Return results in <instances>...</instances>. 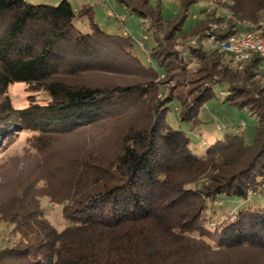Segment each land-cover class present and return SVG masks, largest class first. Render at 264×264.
Here are the masks:
<instances>
[{
	"label": "trees",
	"instance_id": "16d2710c",
	"mask_svg": "<svg viewBox=\"0 0 264 264\" xmlns=\"http://www.w3.org/2000/svg\"><path fill=\"white\" fill-rule=\"evenodd\" d=\"M115 1L146 36L109 34L69 0H0V157L18 133L40 135L32 155L0 160V227L15 240L0 264H264V203L250 197L264 200V61L241 65L219 51L242 23L264 26V0H225L234 20L208 15L188 27L202 0H180L173 18L152 0ZM222 21L206 49L200 33ZM15 84L46 102L14 107ZM218 88L256 117L251 141L225 133L203 145L211 122L201 114ZM175 107L187 130L170 124ZM84 130L82 149L56 150L55 138ZM43 198L62 207L61 231Z\"/></svg>",
	"mask_w": 264,
	"mask_h": 264
},
{
	"label": "rangeland",
	"instance_id": "374dc122",
	"mask_svg": "<svg viewBox=\"0 0 264 264\" xmlns=\"http://www.w3.org/2000/svg\"><path fill=\"white\" fill-rule=\"evenodd\" d=\"M32 4H50L58 5L62 0H26ZM75 8L83 10H92L96 14V23L107 33L113 35H123L128 36L132 34L140 39L146 36L147 25L141 19L136 16H131L129 12H124L123 8L115 0H69ZM152 5L161 6L163 14L168 18L175 17L180 9V0H152ZM231 5L230 2L225 0H220V4L217 0H202L199 4L193 5L190 8V17L186 23V26H190L194 21L201 20L208 15H213L216 18L224 17L225 20H234L233 15L229 9ZM112 14V15H110ZM117 14L120 18L117 19ZM196 16V19H192V16ZM114 16V17H112ZM214 22L212 23L209 30L206 32H201V38L203 39L206 49L213 48L215 44V38L213 33L218 32L224 28V22ZM127 22V23H126ZM243 28L247 29L250 24L242 23ZM84 27V23L81 24ZM187 42H190L189 40ZM192 41L191 44H193ZM135 54L141 58L144 64H150V57H147L143 49L135 50ZM144 52V53H143ZM152 64V63H151ZM192 69L195 65L191 66ZM164 80V76L161 78ZM262 84H264V79H262ZM217 98L210 101L203 110L201 118L203 120H208L211 122L206 125V133L204 134L203 145H209L210 142L216 141V139H221L225 133H237L243 134L248 141L252 140L253 127H255L256 117L250 115L246 111H240L236 108L230 107L225 103L226 91L223 89H216ZM8 96L14 103V107L22 108L24 106L30 105L31 102H37L39 104L46 102V96L43 92H33L31 88L26 84H15L12 85L8 91ZM177 107H175V112H171L168 115V119L171 125L180 126L183 130H187L186 124H180L178 122V117L176 115ZM92 135V133H87L86 130L82 132H77L64 137H57L54 140V146L59 153H70L76 152L82 149L85 138ZM190 137L194 141H199V136L195 132H190ZM40 135L36 131L26 130L24 132L18 133L15 142L3 153L0 157L4 161H10L11 159L24 158L25 155H32L34 153L33 144L37 142ZM39 141V140H38ZM52 140H50L51 142ZM47 146L50 145L49 140L42 138ZM49 142V143H48ZM45 145V146H46ZM205 149L203 147L198 148L197 153L201 155L204 153ZM251 198H255L258 202L264 203V200L253 193L250 194ZM252 200V199H251ZM250 199L246 201L237 200L234 202V208H239L240 206L247 204L251 201ZM263 201V202H262ZM42 206L48 220L61 231L65 226V219L62 213L61 206L52 205L47 198H43ZM233 207V206H232ZM235 210V209H234ZM11 228L3 225L0 227V250L13 245L14 239L10 236Z\"/></svg>",
	"mask_w": 264,
	"mask_h": 264
},
{
	"label": "built area",
	"instance_id": "2783aa9c",
	"mask_svg": "<svg viewBox=\"0 0 264 264\" xmlns=\"http://www.w3.org/2000/svg\"><path fill=\"white\" fill-rule=\"evenodd\" d=\"M193 18L196 19L197 17L194 15ZM263 27V23L248 26L246 31L233 35L222 42L219 51L232 55L235 62L241 65L254 55H258L264 61ZM195 43L193 42L194 45Z\"/></svg>",
	"mask_w": 264,
	"mask_h": 264
}]
</instances>
